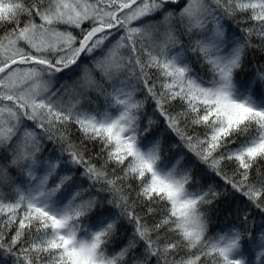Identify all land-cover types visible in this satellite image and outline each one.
I'll use <instances>...</instances> for the list:
<instances>
[{"label": "snow or ice", "instance_id": "6c2138e0", "mask_svg": "<svg viewBox=\"0 0 264 264\" xmlns=\"http://www.w3.org/2000/svg\"><path fill=\"white\" fill-rule=\"evenodd\" d=\"M169 4L0 0V264H264V64L236 79L264 52V0ZM150 101L170 147L243 198L226 230Z\"/></svg>", "mask_w": 264, "mask_h": 264}, {"label": "trees", "instance_id": "16d2710c", "mask_svg": "<svg viewBox=\"0 0 264 264\" xmlns=\"http://www.w3.org/2000/svg\"><path fill=\"white\" fill-rule=\"evenodd\" d=\"M182 5L183 4L177 6L166 5V7L171 10H178L179 7ZM155 18L158 19L159 14H157V17ZM228 22L230 24V32L236 30L237 27L242 28L246 26L244 24H240L237 26L236 24H234L233 21ZM0 31H2V29H0ZM262 64H264V52H261L259 50H250L245 59L243 69L237 74V81L240 82L247 80ZM197 71H199V69H197ZM63 77V73L59 74L58 82L54 85L55 88H59L60 83H63ZM256 91H259V86L257 87ZM90 95L92 99L97 100V102L101 105L103 104L102 98H97L95 93H91ZM84 106L88 107L87 103ZM145 113L147 116L156 120V124L153 125V129L150 135L159 134V136L163 139L164 145L166 147V157L176 155L178 150H183L182 147H170L173 144L179 145L180 142L174 133L166 129L164 121L161 117H159V114L154 113V105L151 101L146 105ZM71 138L73 139V141L79 143V133L75 131V128L72 129ZM46 147L48 151H51L53 145L49 143ZM98 151V147L95 149H90V154ZM186 162L195 165L196 176L201 181V183L204 184L205 187H207L208 185H213L216 187L217 191H220L222 193L221 197L217 199L212 205L207 206L206 209L209 219V235H215L221 230H226L229 225L235 222L237 209L245 206L243 203V198L240 197L238 193H234L230 187L225 186L224 182L219 177L215 176L214 173L207 171L203 165L198 164V162H196L195 160V157L191 154L187 153ZM227 171H229L230 173L231 169L229 168L227 169ZM10 173L11 175L16 176L15 170H10ZM4 190L7 192V187H5ZM252 211L258 226L260 223V213L258 210L255 209H253ZM252 231L255 235L256 229L254 228ZM131 235L132 225L128 224L127 222H122L117 232V235L114 237L113 241L108 246L109 253L119 250L127 242L128 238ZM142 248L143 246L141 245L140 248L136 250L137 254L142 251Z\"/></svg>", "mask_w": 264, "mask_h": 264}, {"label": "rangeland", "instance_id": "374dc122", "mask_svg": "<svg viewBox=\"0 0 264 264\" xmlns=\"http://www.w3.org/2000/svg\"><path fill=\"white\" fill-rule=\"evenodd\" d=\"M226 24L229 26V31H230V24H229V22L227 21ZM182 152L185 154V160H186V157H187V151L186 150H184V149L183 150H178L176 154L182 153ZM257 251H258V249H256L253 252V257L255 256V254H256ZM246 255H247V253H246ZM253 264H255V261L253 262Z\"/></svg>", "mask_w": 264, "mask_h": 264}, {"label": "water", "instance_id": "95a60500", "mask_svg": "<svg viewBox=\"0 0 264 264\" xmlns=\"http://www.w3.org/2000/svg\"><path fill=\"white\" fill-rule=\"evenodd\" d=\"M185 0H180V3L184 2ZM171 5H175V4H171ZM177 5V4H176Z\"/></svg>", "mask_w": 264, "mask_h": 264}]
</instances>
